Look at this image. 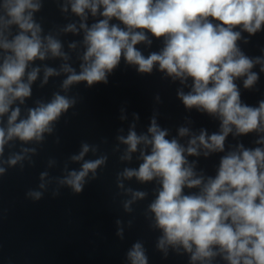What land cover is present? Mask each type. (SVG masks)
<instances>
[{
	"label": "clouds",
	"instance_id": "obj_1",
	"mask_svg": "<svg viewBox=\"0 0 264 264\" xmlns=\"http://www.w3.org/2000/svg\"><path fill=\"white\" fill-rule=\"evenodd\" d=\"M69 3L71 11L81 17L86 51L78 73L67 64L61 66L68 73L62 83L64 89L80 82L89 87L107 84L108 75L122 58L141 74H151L158 65L160 72L181 84L191 79V90L177 93L186 109L195 108L220 121V131L211 135L204 129L196 135L189 128L180 127V137L190 136L187 147L176 138H166L168 130L162 129L155 117L147 134L138 135L133 126L126 137H117L127 145L122 160H131L138 145H144L140 150L143 162L138 168H125L119 177H135L141 183L156 180L160 185L156 198L148 206L154 217L153 227L162 232L157 247L165 254L168 246L182 247L190 254L191 264L197 261L211 264L218 255L227 264H264V147L246 149L238 144L220 158L215 177L197 175L196 162L187 159L199 156L201 149L206 157L224 152L226 137L233 129L236 136L264 132V100L258 107L243 103L236 84L237 79L244 78V88L251 89L258 81V74L252 71L254 66L260 64L264 72V57L250 58L237 44L242 32L252 35L264 26V0H69ZM40 8V0H0V49L6 53L0 63V117L10 112L7 126H0V155L5 144L14 139L25 144L42 141L45 133L53 131V122L75 103L54 93L50 102L37 101L35 107L28 108L23 119L21 109L11 107L17 100L23 104L32 94L31 84L40 69L33 67L27 71L31 62L44 60L49 53L68 59L58 39L41 36L42 28L34 19ZM86 10L103 19L89 27L83 22L87 20ZM113 19L120 24L110 23ZM13 27L17 29L14 35ZM64 31L75 32V25H68ZM149 33L156 39L162 38L163 47L145 56L137 45H151ZM53 75L59 72L45 67L43 83ZM256 143L264 144V137ZM148 148L150 151H146ZM29 151L35 149L22 148L7 163L15 165ZM89 151L90 146L83 144L79 154L70 158L83 160L81 168L69 171L58 181L76 194L83 191L89 173L95 179L96 170L107 161L106 156L84 160ZM5 172L0 167V175ZM46 175L41 173L42 178ZM39 187L44 188V184ZM185 188L199 191L185 194ZM127 191L132 200L126 201L124 208L130 212L132 202L143 199L146 193ZM27 195L39 200L43 193L30 190ZM117 235H122V229ZM127 256L131 264H148L140 242L132 246Z\"/></svg>",
	"mask_w": 264,
	"mask_h": 264
},
{
	"label": "water",
	"instance_id": "obj_2",
	"mask_svg": "<svg viewBox=\"0 0 264 264\" xmlns=\"http://www.w3.org/2000/svg\"><path fill=\"white\" fill-rule=\"evenodd\" d=\"M40 3L34 19L42 28L41 36L51 35L58 39L68 59L52 57L49 53L44 60L31 62L27 71L33 67L40 69L31 84L32 94L23 104L17 100L11 107H19L20 119H23L28 108L35 107L37 101L50 102L54 93L73 99L75 103L53 122V131L45 133L42 141L25 144L14 139L4 146L0 155V167L6 169L0 175V264H131L127 253L137 242L143 245L148 264H191L190 254L182 247L168 246L166 254L157 247L162 232L153 227L154 217L148 206L156 198L160 185L156 180L141 183L135 177H119L125 168L135 169L143 162L140 150L144 145H138L131 160H122L127 145L117 137H126L133 126L138 135L147 134L151 119L155 117L157 124L168 130L166 138H176L187 147L190 136L180 137V127H187L196 135L204 129L211 135L220 131L219 119L195 108H185L177 93L190 91L191 79L181 84L178 79L173 80L160 72L158 65L151 74H141L123 58L108 75L107 84L101 82L89 87L86 82H80L64 89L62 83L68 73L63 72L61 66L67 64L78 73L86 51L81 17L71 11L69 0H40ZM100 19L103 17L99 14L93 17L87 12V20L83 22L90 27ZM110 23L120 24L115 19ZM70 24L75 25V32L64 31ZM16 31L13 27V35ZM148 37L151 45H137L145 56L163 47L162 38L156 39L150 33ZM241 37L237 44L245 55L264 57V26L252 35L242 32ZM71 44L75 47H70ZM4 55L6 53L0 49V63ZM45 67L57 70L59 75L50 76L47 83H43ZM260 69V64L252 69L258 74V81L251 89L244 88V78L236 80L241 101L253 107L264 100V72ZM24 79L26 82L27 74ZM9 115L10 112L0 117V126H7ZM234 132L235 129L226 137L224 152H213L206 157L201 149L199 156H187L189 162H196L197 175L215 177L220 158L235 150L238 144L246 149L264 147L256 143L264 137V132L239 136ZM85 143L90 151L84 160L106 156L107 161L96 170L95 179L89 173L83 191L76 194L58 181L69 171L81 168L83 160L77 162L70 158L79 154ZM22 148H34L35 152L23 153V160L9 165L8 158L13 153H21ZM45 172L47 175L42 178L41 173ZM121 183L123 187L119 186ZM40 184H44V188H40ZM128 189L146 193L143 199L132 202L130 212L124 208V203L132 200ZM30 190L42 192L41 199L27 195ZM198 191L184 189L185 194ZM119 229L122 235H117ZM211 264H227V261L218 255Z\"/></svg>",
	"mask_w": 264,
	"mask_h": 264
}]
</instances>
